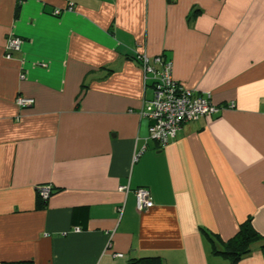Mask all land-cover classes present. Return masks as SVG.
I'll return each instance as SVG.
<instances>
[{
    "label": "crops",
    "instance_id": "0c3cea01",
    "mask_svg": "<svg viewBox=\"0 0 264 264\" xmlns=\"http://www.w3.org/2000/svg\"><path fill=\"white\" fill-rule=\"evenodd\" d=\"M143 54L225 107L162 146ZM249 218L264 238V0H0V264H264V239L237 262L214 250Z\"/></svg>",
    "mask_w": 264,
    "mask_h": 264
},
{
    "label": "built area",
    "instance_id": "2783aa9c",
    "mask_svg": "<svg viewBox=\"0 0 264 264\" xmlns=\"http://www.w3.org/2000/svg\"><path fill=\"white\" fill-rule=\"evenodd\" d=\"M55 14H60L57 9ZM23 39L19 36H11L6 43V56L20 51ZM141 67L144 71L145 79L152 76L154 94L146 103L143 114L152 123L150 126V136L158 141L162 146L169 144L177 137L183 125L187 122L198 120L205 115L218 113L225 106L214 102L211 93H202L198 90L188 88L175 80L173 77V63L163 55L150 57L147 54L139 57ZM25 75L22 74V78ZM20 108H27L34 104V100L19 95L16 99ZM228 107L234 108L235 103L231 102ZM140 153L136 154L135 160ZM125 190V186L120 187ZM52 192V186L46 185L40 188V195L44 200H48ZM137 209L145 211L154 206L152 193L147 187L136 189Z\"/></svg>",
    "mask_w": 264,
    "mask_h": 264
},
{
    "label": "trees",
    "instance_id": "16d2710c",
    "mask_svg": "<svg viewBox=\"0 0 264 264\" xmlns=\"http://www.w3.org/2000/svg\"><path fill=\"white\" fill-rule=\"evenodd\" d=\"M47 201L41 197L38 193V206L43 207ZM89 218V208L87 206H76L73 209L72 223L73 226L79 229H86ZM264 239L256 229L253 227L251 219L243 222L239 231L227 240L222 249L215 246V252L222 253L229 257L234 262L239 261L243 256L247 255L251 251V245L255 241ZM5 264H33L31 260L18 261V262H6ZM128 264H164V260L161 256H142L134 257L129 260Z\"/></svg>",
    "mask_w": 264,
    "mask_h": 264
}]
</instances>
